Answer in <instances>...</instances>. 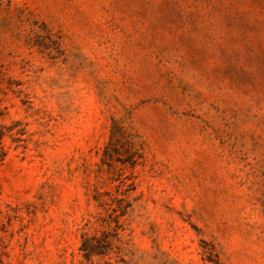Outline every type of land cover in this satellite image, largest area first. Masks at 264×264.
<instances>
[{"label":"rangeland","instance_id":"374dc122","mask_svg":"<svg viewBox=\"0 0 264 264\" xmlns=\"http://www.w3.org/2000/svg\"><path fill=\"white\" fill-rule=\"evenodd\" d=\"M0 264H264V0H0Z\"/></svg>","mask_w":264,"mask_h":264},{"label":"trees","instance_id":"16d2710c","mask_svg":"<svg viewBox=\"0 0 264 264\" xmlns=\"http://www.w3.org/2000/svg\"><path fill=\"white\" fill-rule=\"evenodd\" d=\"M125 208V207H124ZM126 209H122V214H125ZM100 240L103 243H107L106 239H95V238H89L86 237L83 239L82 241V245L80 247V249L83 251V256H85L86 258H89L92 254H94L96 252V247L98 246V244H100Z\"/></svg>","mask_w":264,"mask_h":264}]
</instances>
